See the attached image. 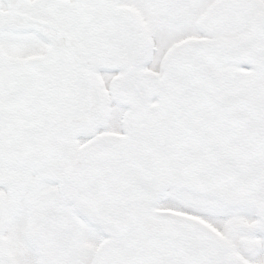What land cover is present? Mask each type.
<instances>
[{"label": "snow or ice", "instance_id": "obj_1", "mask_svg": "<svg viewBox=\"0 0 264 264\" xmlns=\"http://www.w3.org/2000/svg\"><path fill=\"white\" fill-rule=\"evenodd\" d=\"M0 264H264V0H0Z\"/></svg>", "mask_w": 264, "mask_h": 264}]
</instances>
